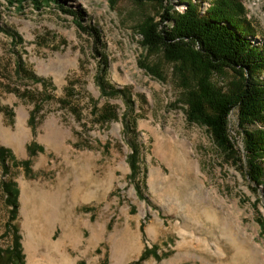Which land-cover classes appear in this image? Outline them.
<instances>
[{
  "label": "rangeland",
  "instance_id": "rangeland-1",
  "mask_svg": "<svg viewBox=\"0 0 264 264\" xmlns=\"http://www.w3.org/2000/svg\"><path fill=\"white\" fill-rule=\"evenodd\" d=\"M60 1L83 14L98 41L56 5L0 0V148L13 155L3 163L0 154V247L11 244L2 182L14 181L23 264H248L240 247L259 248L264 264V118H256L264 65L250 73L261 90L257 112L242 105L248 73L212 69L191 45L168 55L144 44V26L162 9L153 0ZM173 1L181 14L194 4L201 15L221 10L264 41V0ZM205 90L213 91V116L220 99L237 104L227 143L190 118L192 94ZM22 111L20 148L4 130L18 131ZM52 117L70 129L58 143L43 139ZM167 128L189 141L187 151L171 150L191 160L190 177L160 158ZM250 156L260 184L249 178ZM44 192L58 203L49 222Z\"/></svg>",
  "mask_w": 264,
  "mask_h": 264
},
{
  "label": "trees",
  "instance_id": "trees-1",
  "mask_svg": "<svg viewBox=\"0 0 264 264\" xmlns=\"http://www.w3.org/2000/svg\"><path fill=\"white\" fill-rule=\"evenodd\" d=\"M110 1L114 2V0ZM153 1L159 4L162 9L158 15L159 18L156 20L153 18L144 26V44L146 46L163 49L168 55H171L177 54L181 49L191 45L196 49L197 52L195 51V53L212 69L227 67L242 76L248 73L243 84L242 105L246 106L247 104L252 109L257 107V112L263 108V105L258 106V101L261 98L258 81L250 73L255 68L264 65V49L259 50L251 45L246 35L240 32L241 24L237 22V19L224 15L221 10L215 11L214 15H211V11L201 15L200 7L197 4H194V7L189 5L188 13L186 11L181 14L173 7V0ZM7 2L15 4L16 7H21L25 3L36 8L51 4L56 5L63 12L76 16L78 27L92 37L94 41L99 40L97 30L83 23V14L66 7L60 0H7ZM209 91L205 90L198 92V94H192L194 100L189 114H193V116L190 118L203 124L209 123L216 130V139L219 142L227 143V115L237 104L232 97L222 98L216 106L218 113L213 116L209 112L211 108L213 109V106H210L213 91ZM205 103L208 110L204 107ZM258 113L256 118L263 119L262 114L264 112ZM248 148L254 152L250 142ZM0 154L3 163H5L6 158H13V155L3 148H0ZM249 162H254V164L251 163L252 167L248 171L249 178L252 182L260 184V175L263 174L261 166L251 156ZM2 189L12 208L6 223V232L11 235V244L6 248L0 247V264H23L24 255L18 227L13 223L17 211L18 189L14 181L2 182ZM260 226L264 231V216L261 218Z\"/></svg>",
  "mask_w": 264,
  "mask_h": 264
},
{
  "label": "bare ground",
  "instance_id": "bare-ground-1",
  "mask_svg": "<svg viewBox=\"0 0 264 264\" xmlns=\"http://www.w3.org/2000/svg\"><path fill=\"white\" fill-rule=\"evenodd\" d=\"M248 30L249 29H247L246 25L241 24L240 32L246 35L251 45L257 47L259 50L264 49V41L255 37V34L254 36H252L253 33H248L249 32ZM253 37H254V40H253ZM72 62L73 61L70 58H68L67 62L66 61L62 62L61 64L62 70H65L67 65ZM25 116H26L25 111H22L21 114L18 116V131L12 132L10 129L4 130L5 139L8 138L12 143L16 144L20 148L22 147L23 134H25V130H26L24 126ZM43 127L45 129L43 133V139L47 141L48 143H51V142L58 143L61 138H64L65 135L70 133V129L64 127V125L60 123L56 117H52L48 119ZM165 138H167L166 141L168 142V145L166 148L159 149L160 158L165 163L171 164L173 168L179 170L184 176L190 177L191 168H190L189 163L191 162V160L186 158L185 156L182 157L181 155H177L174 153L173 150H171V145L176 144L177 146L180 147L181 152L187 151V147H190L188 145L189 141L187 139L181 140L180 136L178 135V132L172 128H167L165 130ZM41 160L45 161V158H42ZM194 163H195V169L197 171V176H198V173L200 172V170L195 161ZM196 171L194 172L196 173ZM162 174H163L162 171H159V170L157 171V175L161 178H162ZM201 181L203 182L202 179ZM166 196L170 203H177V199L172 194L169 193ZM40 206H41V209H43L44 211H47V210L49 211V214L45 216L46 221L49 222L51 213L53 212V215H55L58 209V203L55 201V199L52 197L51 194H49L48 192H44L41 197ZM209 218L213 221L215 220L214 217H209ZM229 232L233 234L231 230H229ZM247 237L248 235L246 234L245 242H250L251 240H247ZM249 237L251 236L249 235ZM236 240H237V237H236ZM130 244L133 245V242H131ZM236 248H237V245H236ZM236 251L244 255V258L248 264H258L259 263V256L261 255L260 254L261 251L259 250V248H255V251H254V249H252L251 247H249V249L240 247ZM63 260H67V259L64 258ZM67 264H70V262L68 261ZM112 264H118V262H113Z\"/></svg>",
  "mask_w": 264,
  "mask_h": 264
}]
</instances>
